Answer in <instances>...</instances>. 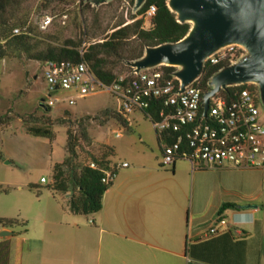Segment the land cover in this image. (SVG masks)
<instances>
[{
    "label": "crops",
    "instance_id": "1",
    "mask_svg": "<svg viewBox=\"0 0 264 264\" xmlns=\"http://www.w3.org/2000/svg\"><path fill=\"white\" fill-rule=\"evenodd\" d=\"M157 142L152 154H135L119 170L102 210L91 216L71 213L69 195L40 194L48 182L20 186L1 210L0 220L13 225L0 227L12 233L0 237V264H264V173L191 165L186 184L178 179L181 161L162 167L158 134ZM226 204L239 208L220 216ZM220 217L228 230L207 239Z\"/></svg>",
    "mask_w": 264,
    "mask_h": 264
},
{
    "label": "rangeland",
    "instance_id": "2",
    "mask_svg": "<svg viewBox=\"0 0 264 264\" xmlns=\"http://www.w3.org/2000/svg\"><path fill=\"white\" fill-rule=\"evenodd\" d=\"M133 15H136L135 7L128 0H111L100 6L94 5L93 1L87 4L81 0H13L7 10L9 25L26 23L24 31L29 27L34 29L33 42L39 45V52L49 46L63 47L68 42L84 48L89 43L104 41L119 26L130 24ZM46 17L52 19V23L42 29ZM144 28L150 29L148 23ZM128 44L120 58L111 59L117 76H128L130 67L122 58L130 55V50L135 47L132 40ZM43 68L41 62L30 60L24 54L0 61V214L18 197L16 190L20 186L26 190L30 185H41L44 178L48 185H42L39 192H50L48 186L54 166L62 164L69 156L68 131L78 138L75 166L87 165L92 158L99 159L105 153L115 164L127 162L130 166L133 155L152 154V149L158 148L152 122L138 114L131 119L130 128L121 127L122 123L113 114L120 103L109 95H96L78 101L74 107L64 104L47 111L43 102L49 94ZM70 95L63 93L59 96ZM259 109L260 121L264 125L262 101ZM79 120L83 127L78 125ZM49 125L53 130L52 140L27 134L28 128ZM123 128L127 131L122 139L112 134L123 131ZM83 129L88 133L90 145L80 139ZM179 164L185 166L178 179L191 184V164L186 161ZM198 179L206 182L208 176L202 174ZM33 193L37 194L36 191ZM62 197L57 195L61 201Z\"/></svg>",
    "mask_w": 264,
    "mask_h": 264
},
{
    "label": "built area",
    "instance_id": "3",
    "mask_svg": "<svg viewBox=\"0 0 264 264\" xmlns=\"http://www.w3.org/2000/svg\"><path fill=\"white\" fill-rule=\"evenodd\" d=\"M156 9L151 7L144 16L145 24L151 27ZM52 19L42 21L47 29ZM24 30H15L21 35ZM245 55L239 46H230L212 56L206 62L209 67L224 68L237 64ZM48 97L43 102L46 109L60 105L74 107L80 100L96 95H109L120 103L118 111L129 122L137 113L144 114L154 102L162 105L159 119H148L155 132L163 140L162 167L169 168L179 161L189 162L192 167L219 169L226 166L236 170H257L264 173V125L260 121V93L244 89L236 93L232 102L221 93L211 98L205 115L204 93L201 80L181 91V81L174 75L165 80L162 72L154 70L120 76L113 84L98 81L86 63L49 62L43 65ZM70 93L68 97L59 96ZM121 138L123 131L113 132ZM164 135H173L170 143ZM127 163L112 166L102 171V183L111 186L120 169L128 168ZM90 168L97 170L95 164ZM43 184L47 181L42 179ZM229 228L226 219L219 218L209 230L207 239L225 233Z\"/></svg>",
    "mask_w": 264,
    "mask_h": 264
},
{
    "label": "trees",
    "instance_id": "4",
    "mask_svg": "<svg viewBox=\"0 0 264 264\" xmlns=\"http://www.w3.org/2000/svg\"><path fill=\"white\" fill-rule=\"evenodd\" d=\"M93 0H81V2L91 3ZM132 7H135L136 0H128ZM13 0H0V61L13 56L20 57L26 55L30 60L41 62L45 65L49 62H73L86 63L95 78L105 85H111L118 79L114 72L111 59L120 58V53L125 51V47L129 46L132 40L135 46L130 50L131 54L122 58V61L130 64L143 58L147 48H157L167 44H177L187 37L190 32L191 25L180 24L176 15L173 14L167 5L168 0H146L142 8L137 11L136 15L131 17L130 24L119 26L104 41L89 43L84 48L81 45L72 42L66 43L65 46L57 48L49 46L45 51L39 52V45L33 42L34 29L28 28L21 35H14L15 30H23L26 23L19 25H9L7 20V10ZM89 7V5H88ZM151 7L156 9V13L152 18L150 29L144 28V16ZM223 67H209L206 65L202 72L201 87L204 93L210 90V79L217 74ZM127 77L132 76V69L128 68ZM157 71L162 72L165 80H171L177 71L175 68L161 67ZM250 89L256 90L252 86H242L229 88L221 95L232 102L237 92ZM50 111L51 109H46ZM162 110L160 103L154 102L150 109L144 113L148 118L153 120L159 119V113ZM67 115H71L68 111ZM114 116L122 124L128 126V121L120 114L114 111ZM1 121V119H0ZM78 125L83 127V122L78 121ZM27 134L36 138L52 140V126L31 127L27 129ZM168 143L174 140L173 135H164ZM80 139L90 145L91 140L85 129L82 130ZM78 138L72 131L67 133V150L68 158L62 164H56L52 172V180L48 189L55 194L70 195L69 210L76 215L91 216L99 213L103 207V197L110 186L102 183L104 170H109L111 160L108 153L103 154L101 158H92L87 165L78 166L74 164L77 156ZM91 164H95L98 169L90 168ZM33 188V187H32ZM237 205H223L219 215L221 216L227 210H238ZM13 225V221L0 220V227H9Z\"/></svg>",
    "mask_w": 264,
    "mask_h": 264
},
{
    "label": "water",
    "instance_id": "5",
    "mask_svg": "<svg viewBox=\"0 0 264 264\" xmlns=\"http://www.w3.org/2000/svg\"><path fill=\"white\" fill-rule=\"evenodd\" d=\"M109 1L93 3L100 6ZM145 2L136 0V13ZM167 5L180 24L191 25L189 34L177 44L147 48L143 58L129 67L137 74L175 68L183 92L202 77L208 59L225 48L239 46L245 56L210 79V90L203 97L205 115L212 97L234 87L257 86L264 104V0H168ZM11 235L9 231L0 233L1 238Z\"/></svg>",
    "mask_w": 264,
    "mask_h": 264
},
{
    "label": "bare ground",
    "instance_id": "6",
    "mask_svg": "<svg viewBox=\"0 0 264 264\" xmlns=\"http://www.w3.org/2000/svg\"><path fill=\"white\" fill-rule=\"evenodd\" d=\"M242 48V47H241Z\"/></svg>",
    "mask_w": 264,
    "mask_h": 264
}]
</instances>
